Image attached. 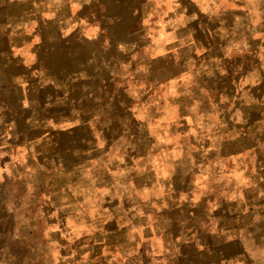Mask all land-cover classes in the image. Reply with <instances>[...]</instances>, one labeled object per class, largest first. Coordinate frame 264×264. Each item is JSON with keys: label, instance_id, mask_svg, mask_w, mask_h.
I'll list each match as a JSON object with an SVG mask.
<instances>
[{"label": "rangeland", "instance_id": "rangeland-1", "mask_svg": "<svg viewBox=\"0 0 264 264\" xmlns=\"http://www.w3.org/2000/svg\"><path fill=\"white\" fill-rule=\"evenodd\" d=\"M4 1L72 112L50 140L65 159L52 168L34 140L38 170L14 172L27 185L7 205L16 235L0 186V261L194 264L172 245L198 227L236 245L215 246L212 264H264V0H79L94 6L80 26L68 0Z\"/></svg>", "mask_w": 264, "mask_h": 264}, {"label": "crops", "instance_id": "crops-1", "mask_svg": "<svg viewBox=\"0 0 264 264\" xmlns=\"http://www.w3.org/2000/svg\"><path fill=\"white\" fill-rule=\"evenodd\" d=\"M38 1L40 5L44 6V10L47 12H51L59 2V0ZM93 1L94 4L98 3L97 1L95 2V0ZM74 2L79 4V0H68V6H66V8L70 11L71 16H69V19L74 21L77 20V24L80 26L83 24L82 21H84L87 11L90 15L92 13L91 9L94 8V6L88 7L84 4H79L80 7L74 9ZM5 5H7V3H5L4 0H0V9L3 11H0V152L5 153V155L0 157V168L8 166L13 175L12 177H9L7 173H5L4 183L0 184V186L2 185L6 187V190L3 188L5 198L2 207L8 209V204H15L16 201L23 198L22 196L25 194V189L27 187L23 175L14 174V172L38 170L39 168L36 160L37 154L34 155L33 152L27 150L30 143L33 144L34 140H39L43 147H50V149L46 151L45 158L46 162L51 163L52 168H54L56 155L60 161L65 159L62 156V153H60V155L57 153L55 154L54 142L51 143L50 140L55 137L52 134L54 130H65L64 124L70 123V113L72 110L66 99H56L54 94L55 91L63 90L64 87H60V84H58L59 87L54 88L56 77H53L48 73L51 68L50 66H47L45 69L47 70L46 78L50 80V82L48 80L43 81V72H40L42 69L39 70L38 68L40 65L39 59H41L42 55H40L38 53L39 50L35 48L38 43L37 38L39 35L28 37L29 39L27 40L24 39L28 34H25V31L21 26L8 22L6 9L4 10V8H1ZM96 6L98 5L96 4ZM74 10H78L79 12L78 15L80 17L78 19L73 17ZM43 15L48 14L44 13ZM52 18L54 19V17ZM71 23L72 22L69 24ZM42 36L45 39L43 34ZM8 66L14 70L8 73ZM47 74L51 76L52 79L48 78L49 76L47 77ZM58 81L61 82L60 79ZM76 82L80 84L79 80ZM65 83L75 85L74 81L68 82L65 80ZM27 86H30L31 88L30 98L23 97L22 95V91H26ZM75 89L69 87V91ZM8 90L17 92V96L15 95V98L13 99L9 98L7 94ZM33 95L34 97H32ZM8 103L12 106H8ZM25 104L27 106H25ZM12 107L26 109V116L22 118ZM39 122H41L42 125L46 124L45 130H41L44 126H38ZM60 133L64 135L65 131H61ZM19 149L26 150L28 154H25L21 158L17 155ZM33 163H35V167L29 165ZM16 188H18V191H16ZM2 211L3 210L0 211V217L2 216ZM8 211L13 214L10 216L11 219H19L16 212L13 213L12 210L9 209ZM5 217L8 219L6 215ZM25 219H27V217H25ZM14 226L13 234L15 233L16 235L17 232L23 229V221L17 220ZM200 231V228L194 227L189 235H185V239H183L182 236H180V238L175 237L172 245L176 246V248L178 246H190V251H192L196 257L194 259V264H212L214 259L211 258V256L217 249L215 246H236L232 242L228 243L226 240L222 241V236L220 234L217 236V233L215 232L212 234L213 241L209 242L207 239L201 237ZM158 235H155L154 232H152L151 236L154 237ZM159 237L161 238V235H159ZM19 243L21 245V242ZM85 245L86 244L79 246ZM62 246H69V243L63 241ZM154 246H156V248L152 250V253L156 255V258H160L162 247L159 246L165 245H160L157 241L154 243ZM181 251H183L182 248ZM194 251H197V253ZM178 255L182 254L174 255L175 259L178 258ZM179 261L180 260H174V264H177Z\"/></svg>", "mask_w": 264, "mask_h": 264}, {"label": "clouds", "instance_id": "clouds-1", "mask_svg": "<svg viewBox=\"0 0 264 264\" xmlns=\"http://www.w3.org/2000/svg\"><path fill=\"white\" fill-rule=\"evenodd\" d=\"M90 2H91V0H84V3H90ZM249 2L251 3L252 0H249ZM79 7H80V5H79L78 3H74V4H73V8H74V9L79 8ZM193 18H195V17H193ZM144 23L147 24L148 21L145 20ZM74 27H75V25H72V27H70V28L64 33V35H68V33L71 32V31H72V28H74ZM95 31H96V30H94V33H95ZM94 33H93V34H94ZM120 49H121V51H123V50H124V46H123V45H120ZM161 54H162V53H161ZM25 106H27V105L25 104ZM3 155H5V153L0 152V157H2ZM5 173H7V175H8L9 177H12V175H13V174H12V171L9 169L8 166H5V167H3V168H0V184H3V183H4V174H5ZM9 210H11V209H9ZM53 215H55V214L53 213ZM65 259H67V258H65ZM0 264H3V262L0 261Z\"/></svg>", "mask_w": 264, "mask_h": 264}]
</instances>
